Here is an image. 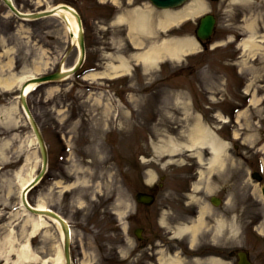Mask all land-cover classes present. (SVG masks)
Returning a JSON list of instances; mask_svg holds the SVG:
<instances>
[{"label": "rangeland", "instance_id": "obj_1", "mask_svg": "<svg viewBox=\"0 0 264 264\" xmlns=\"http://www.w3.org/2000/svg\"><path fill=\"white\" fill-rule=\"evenodd\" d=\"M14 1L27 12L68 3L84 20L82 69L65 80L40 85L28 96L49 151L48 172L30 191L29 199L68 219L73 264H157L163 253L176 256L178 264H198L193 259L197 256L203 257V264H236L238 258L230 250H247L255 264H264V180L258 182L251 175L264 164V55L260 49L264 44L258 43L253 55L243 53L236 41L251 17L258 32H264V0H205L204 13L217 18L214 42L210 46L198 43L199 50L163 66L143 67L136 65L138 50L130 38V25L118 15L147 10L149 0ZM249 1L251 9L246 7ZM161 11L154 8L151 13L154 34H163L156 35L157 42L181 37L197 40L204 13L164 32L159 20L156 23ZM145 40L149 44L153 39ZM237 53L241 56L235 59ZM78 54L58 17L23 21L0 0V77L50 74L75 63ZM256 54L258 58L251 59ZM114 55L127 57L132 66L133 73L120 83L84 74L95 67L96 71L107 69L116 62ZM109 83L119 90L123 84V102L111 97ZM245 90L259 95L262 102L248 106L239 123L211 114L230 115L245 102ZM18 94V86L0 87V264H53L57 250H63L60 230L48 221L33 234L35 216L20 207L21 177L40 172L42 159ZM163 95L171 100L163 101ZM199 111L204 113L203 123L215 125L216 130L221 127L219 134L232 142L223 169L211 174L204 170L206 164L198 162L196 151L184 146ZM231 124L239 136L235 141ZM172 147L177 149L175 154L168 152ZM203 153L210 156L207 148ZM208 177L213 186H208ZM145 184L156 189L163 186L151 206L136 201L135 194L146 189ZM224 190L230 203L213 206L210 197L222 196ZM194 205L211 210L195 243L191 234L177 233L178 227L195 220ZM224 218L231 224L220 229L217 221ZM139 228L142 240L135 233ZM19 250L26 251L29 259H20Z\"/></svg>", "mask_w": 264, "mask_h": 264}, {"label": "bare ground", "instance_id": "obj_2", "mask_svg": "<svg viewBox=\"0 0 264 264\" xmlns=\"http://www.w3.org/2000/svg\"><path fill=\"white\" fill-rule=\"evenodd\" d=\"M234 1L235 2L239 1L241 3V1L243 0H234ZM248 3L249 4H247L246 7L251 9L253 3L251 1H249ZM147 7H148L147 10L137 9L134 13H130L128 16L126 15V17H124L123 14L118 15L119 19L122 20L127 19L126 22H128V24L130 25L129 27L131 29L130 38L133 43V46L137 47L138 50H140L139 53L137 52V54H135V59L138 60L137 63L141 62L140 64L142 65L155 66L158 63L160 64L162 60L163 61L167 59L180 60L181 58H183L184 55L193 53L199 48L196 39L190 37H181L176 40L164 38L162 41L157 42L155 39H156V35L159 34L156 33V31L154 34L153 32L154 28L152 29V26L150 25L152 21L155 22V19L153 18V16H151V12H153L154 10L153 7L150 6ZM262 7L264 6L262 5ZM49 9L55 10L54 16L58 17L64 24V28L68 35L70 44L78 47L79 45L78 37L80 36V23L75 14V10L77 9L73 5L63 2L51 5ZM206 9L207 6L205 0H192L191 2H188L186 5H184L181 8L164 9L163 11H161L160 14V16L162 17L158 18L156 23L159 20L158 26L161 27L160 29L165 32L166 30L171 29L174 26H180V24H182L184 21L188 20L189 18H192L193 15L199 16L200 14L207 11ZM261 11H259L257 14H259ZM262 13H264V11H262ZM251 18L247 19L249 21L246 22L247 25L246 35L244 34L243 39L239 42V46L244 53H250L254 55L259 50L258 43L264 42V35L263 36L259 35L260 33L258 32L255 18L252 20ZM149 32H151V34L153 33L152 37L149 36ZM146 35L149 38L153 39L152 42L149 44L146 43L145 40V37H147ZM162 35L163 34L161 31L159 36L162 37ZM114 57L116 58V62H112L111 65L107 67V69L97 72L90 71L86 74L87 77L90 79H99V78H107V77L113 78L131 72L132 70L131 62L127 57L123 55H116V56L114 55ZM78 58H79V54L77 56L75 63L77 62ZM259 62H262V60L260 59ZM75 63H73L70 66L62 65L61 70L64 72V74H68L66 72H69L73 68ZM28 74L29 75L14 74L8 77H0V87H3L4 89H10L14 86L19 87L23 85L24 82L31 81L29 78H32L35 73H28ZM27 84L28 85L26 86L25 92L29 93L28 95H30L32 90H34V88L37 86V82H30ZM260 100H261L260 97L253 94L251 98V105L254 106V104L259 103ZM183 107L187 108V105H184ZM9 111L10 109L5 110V112L7 113ZM247 111L248 110L246 108L240 110L237 114L236 121L240 122L239 119H241V116L245 115ZM218 117H225L224 120L225 121L228 120L227 117L223 116L221 113L218 114ZM195 119H196L195 124L192 126V128L188 131L187 134V136L189 137V142L184 143V146L188 150L196 151L195 155H197L198 160L201 163L206 164V169L208 170L207 172L211 174L215 170L219 171V169H222L225 165L226 160L229 158V154L227 153L228 142L218 138L215 135V131L212 128H210L206 123H203V119L200 115H196ZM32 141L36 142L35 135H33ZM180 146L182 147V144H178V147ZM205 147L208 148L209 151L211 152V157L209 158L208 161H206L205 157L203 156V152L201 151ZM168 152L170 154H175L177 152V149H174L172 147ZM263 162H264V157H263ZM204 170L201 171V176H200L201 178L204 176L203 174ZM35 176L36 174H31L28 177H21L20 203H23L22 201L23 190H26L28 186H30ZM209 179L211 178L208 177L206 180L207 183H209L208 186L210 187L213 186L212 184L213 181ZM230 201L231 198L228 199L227 204H229ZM35 206L41 209L48 208V206L45 205L44 203H39ZM23 210L25 213H28L27 212L28 208L26 206L23 207ZM210 211H211L210 208L204 205L202 208H200V212L197 219H195L190 224H186L184 226L178 227L179 230L177 231V233L191 234L192 242L194 243L197 240L199 233L202 231V228L206 226L205 221ZM34 216L35 219L32 223L33 234L43 229L47 225L48 221H51L55 225H57L58 229L60 230L62 240L64 239V230L62 224L58 220L48 216L44 217L43 214L34 215ZM217 223L220 229L224 228L225 223L226 226L231 224V222H228V220H225V218L219 219ZM18 254L20 259L23 258V261L29 259V255L24 250H19ZM178 260L180 259H176V256L165 255L163 253L162 255L160 254L157 260L158 261L157 264H178ZM195 261L199 264L201 263L203 264L204 262V261H200V259H197ZM43 264H48V263L47 261H45ZM53 264H65L62 248H59L57 250L55 262H53Z\"/></svg>", "mask_w": 264, "mask_h": 264}, {"label": "water", "instance_id": "obj_3", "mask_svg": "<svg viewBox=\"0 0 264 264\" xmlns=\"http://www.w3.org/2000/svg\"><path fill=\"white\" fill-rule=\"evenodd\" d=\"M4 1L8 4V6L11 9L12 12H15L16 14H18L22 18H39V17L45 16V15H50V14L53 13V11H49V12H42V13L25 14V13L20 12L15 7L14 3L12 2V0H4ZM153 1L159 6L166 7V6H175L177 4L182 3L184 0H153ZM75 14L78 17V21L80 23V28H81V30H80V45H81V49H82V57L80 59L79 64L76 66V69H78L80 67V65L82 64V61H83V56H84V53H85V47H84V39H83L82 21H81L79 15L77 13H75ZM213 24H214V18L212 16H207V17L203 18L202 22H201V25L199 27V30H198L199 36L202 37V38L209 37L211 35L212 29H213ZM60 76H62V73L59 72V73H56V74L51 75V76H46V77L40 78V80L54 79V78H58ZM21 99H22V102H23L28 114L31 116L30 109H29V107L27 105L26 98L23 95V92H22V98ZM31 120H32V124L34 126V129H35V133L38 136V139L40 141L42 155H43V159H44V169H43V172L38 176V178L36 180V182H37L42 177V175L45 172L46 165H47V152H46V148H45V145H44V141H43L42 135H41V133L39 131V128H38L37 124L33 120L32 116H31ZM139 200L144 201L146 203H150L153 200V196H151V195L139 196ZM30 209L32 211H34V212H37V210H34L32 208H30ZM50 214L55 216V217H57V218H59L60 221L62 222L63 226H64V230H65V233H66V248H65L66 257H67L68 264H71V262H70V253H69L70 230H69L67 224L63 221V219H61V217H59L55 213H50ZM240 256H241V259H240L239 264H252L248 260L246 253H241Z\"/></svg>", "mask_w": 264, "mask_h": 264}]
</instances>
